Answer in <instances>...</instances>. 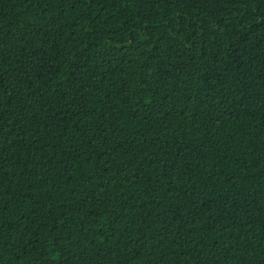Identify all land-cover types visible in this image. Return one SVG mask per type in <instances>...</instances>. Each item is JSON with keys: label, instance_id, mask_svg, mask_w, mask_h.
<instances>
[{"label": "trees", "instance_id": "obj_1", "mask_svg": "<svg viewBox=\"0 0 264 264\" xmlns=\"http://www.w3.org/2000/svg\"><path fill=\"white\" fill-rule=\"evenodd\" d=\"M0 264H264V0H0Z\"/></svg>", "mask_w": 264, "mask_h": 264}, {"label": "snow or ice", "instance_id": "obj_2", "mask_svg": "<svg viewBox=\"0 0 264 264\" xmlns=\"http://www.w3.org/2000/svg\"><path fill=\"white\" fill-rule=\"evenodd\" d=\"M186 2H187V0H186ZM203 2H204V0H192V6H195L196 4L203 3Z\"/></svg>", "mask_w": 264, "mask_h": 264}]
</instances>
